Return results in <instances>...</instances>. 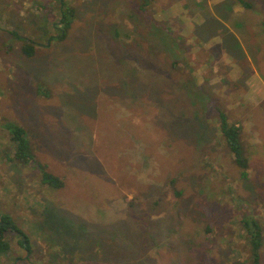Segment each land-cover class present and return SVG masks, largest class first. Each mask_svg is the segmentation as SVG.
<instances>
[{
    "label": "rangeland",
    "instance_id": "1",
    "mask_svg": "<svg viewBox=\"0 0 264 264\" xmlns=\"http://www.w3.org/2000/svg\"><path fill=\"white\" fill-rule=\"evenodd\" d=\"M66 1L62 40L59 0H0V264H256L255 221L264 264V0Z\"/></svg>",
    "mask_w": 264,
    "mask_h": 264
},
{
    "label": "trees",
    "instance_id": "2",
    "mask_svg": "<svg viewBox=\"0 0 264 264\" xmlns=\"http://www.w3.org/2000/svg\"><path fill=\"white\" fill-rule=\"evenodd\" d=\"M245 8H252V3H249L245 0H239ZM60 2V14H61V24L62 28L59 31L58 36H52V39L58 37L59 39H65L67 36V31L71 27L73 20L76 16V10L74 7L70 6L66 0H59ZM54 28H56L54 26ZM12 34L24 41L22 50L27 56H34L36 53V47L33 45V42L29 38L22 37L17 31H12ZM220 120H221V131L224 135L227 145L235 157L236 163L243 169V177L249 175V160L244 154V148L242 145V128L241 126L231 123L228 120L227 115L220 111ZM15 127L12 135L13 141L17 145L16 159L20 161H27L33 158L30 141L26 137V130L21 126L11 125ZM43 181L52 186V187H63L64 181L60 177L48 172L43 171ZM256 224V233L251 239L252 253L256 264H259L260 249L262 247V230L260 225L255 221ZM14 231L19 233L25 238V241H21L24 245L27 239V235L22 229L14 222L11 216L7 214L0 215V255L5 254L11 248L10 242L7 238V232ZM255 232V231H254Z\"/></svg>",
    "mask_w": 264,
    "mask_h": 264
},
{
    "label": "crops",
    "instance_id": "3",
    "mask_svg": "<svg viewBox=\"0 0 264 264\" xmlns=\"http://www.w3.org/2000/svg\"><path fill=\"white\" fill-rule=\"evenodd\" d=\"M248 57V55H246ZM249 61H251V59L248 57ZM253 66V65H252ZM256 72V73H255ZM252 78H254L256 81H257V85L260 86L261 85V82L264 83V73H259V71H257L255 69L254 73H252ZM260 84V85H259ZM256 85V84H255Z\"/></svg>",
    "mask_w": 264,
    "mask_h": 264
}]
</instances>
